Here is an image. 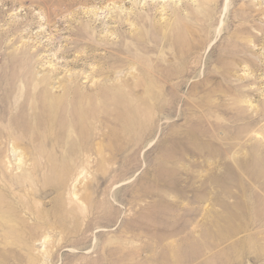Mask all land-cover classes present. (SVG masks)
I'll return each instance as SVG.
<instances>
[{"label": "rangeland", "instance_id": "374dc122", "mask_svg": "<svg viewBox=\"0 0 264 264\" xmlns=\"http://www.w3.org/2000/svg\"><path fill=\"white\" fill-rule=\"evenodd\" d=\"M0 75V264H264V0H0Z\"/></svg>", "mask_w": 264, "mask_h": 264}, {"label": "bare ground", "instance_id": "6f19581e", "mask_svg": "<svg viewBox=\"0 0 264 264\" xmlns=\"http://www.w3.org/2000/svg\"><path fill=\"white\" fill-rule=\"evenodd\" d=\"M67 51H70V50H67ZM14 65V64H13ZM13 67V66H12ZM22 67V66H21ZM21 67H19V66H16L15 68L13 67V69H14V71L16 72V73H19V72H22V73H24V69H22ZM4 69V68H3ZM11 71H12V68H11ZM5 73V72H4ZM7 73V72H6ZM15 73V74H16ZM14 74V73H13ZM1 76V75H0ZM107 79V78H106ZM8 80V79H7ZM109 80V79H108ZM61 85V82H58V85H57V87H59ZM39 94V93H38ZM37 94V95H38ZM36 95V94H35ZM37 95H36V98H37ZM33 98V97H32ZM35 98V99H36ZM39 101V100H38ZM42 102V101H41ZM40 108V107H39ZM34 111V110H33ZM259 112V111H258ZM47 113V112H46ZM258 114V113H257ZM44 115H46V114H44ZM53 116V115H52ZM40 117H42V115L40 116ZM40 117H39V119H40ZM44 117V116H43ZM250 123H251V121H250ZM16 151H17V148L14 146V147H12V152L13 153H15L14 154V156H15V161H16V163L19 161V158H17L16 157ZM253 160H256V161H254V166H255V168H251L252 170H254V169H257L256 167H258L259 165H261L262 164V159L260 158V156H253L252 157V159H251V161H253ZM250 161V162H251ZM245 162L246 161H244L243 162V166H245ZM9 163V162H8ZM253 164V163H252ZM17 166H18V163L16 164ZM8 166V165H7ZM252 174L254 173V172H251ZM75 186V185H74ZM25 257V256H24ZM23 257V258H24ZM22 258V257H21ZM25 262V261H24Z\"/></svg>", "mask_w": 264, "mask_h": 264}]
</instances>
